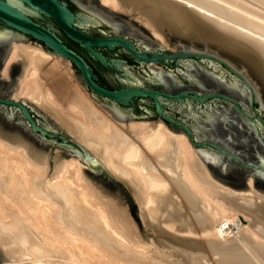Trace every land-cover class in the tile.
<instances>
[{"label":"bare ground","instance_id":"bare-ground-1","mask_svg":"<svg viewBox=\"0 0 264 264\" xmlns=\"http://www.w3.org/2000/svg\"><path fill=\"white\" fill-rule=\"evenodd\" d=\"M101 2L136 12L159 37L170 30L214 42L250 65L264 85V0ZM11 41L2 75L9 76L15 61L23 65L13 97L52 110L128 186L139 203L143 229L119 199L87 180L80 158L55 157L48 175L43 152L0 132L4 261L204 264L205 258V264H264V194L251 179L248 192L213 181L186 132L170 129L162 118L116 122L69 74L68 58L29 39ZM60 62L63 71L49 83L54 76L49 69ZM199 155L203 162L219 160L206 150Z\"/></svg>","mask_w":264,"mask_h":264},{"label":"water","instance_id":"water-1","mask_svg":"<svg viewBox=\"0 0 264 264\" xmlns=\"http://www.w3.org/2000/svg\"><path fill=\"white\" fill-rule=\"evenodd\" d=\"M102 5L0 0V69L10 39L42 42L76 66L93 94L125 104L151 97L165 122L181 126L193 143L210 144L253 168V182L264 187V105L249 82L221 58L171 50L140 23ZM0 120L38 144L93 159L25 100L0 96Z\"/></svg>","mask_w":264,"mask_h":264},{"label":"rangeland","instance_id":"rangeland-1","mask_svg":"<svg viewBox=\"0 0 264 264\" xmlns=\"http://www.w3.org/2000/svg\"><path fill=\"white\" fill-rule=\"evenodd\" d=\"M101 6L102 2L101 0H91ZM104 7V6H103ZM108 9H112L115 12H118L120 14L126 15L130 17L131 19L135 20L136 22L140 23L144 27H146L151 34L157 38L163 45H165L167 48L174 50V51H183V50H188V51H197V52H205L208 54L215 55L219 58H221L223 61L228 63L231 67H233L237 72H239L251 85L253 90L255 91L256 95L260 99V101L264 105V85L259 80V78L256 76L254 73V70L250 65H248L244 60H242L238 55L235 53H232L219 45L215 44L214 42H206L202 39H196V38H191L188 37L186 38L185 36L172 32L170 30H165L163 32V35H160L162 37H159L158 35L154 34L152 31V27L148 26L143 20H141L136 12L134 11H127V10H122L119 8H111L108 6ZM117 9V10H116ZM131 12V13H130ZM176 34V35H175ZM162 38V39H161ZM195 39V40H193ZM200 40V41H199ZM30 42H34L37 44H40L43 48V44L41 42H38L37 40L29 39ZM10 42L12 43L11 39ZM203 42V43H202ZM222 48V49H221ZM10 52V51H9ZM9 55V53H8ZM8 55L3 61V65L0 69V96H13L15 93V87L17 84L18 77L21 73L22 70V63L20 61H15L11 64L10 69H9V76L6 78L5 76L2 75V68L5 65V62L8 58ZM242 60V61H241ZM246 63V64H245ZM47 66V67H46ZM48 64H45V69L49 68ZM62 66H64L63 62H60L56 68L49 69L53 75L49 83L54 79L56 76H59L61 72L63 71ZM69 67L71 69L70 75L74 78V80L79 83L82 88L86 91V93L92 98L96 104L101 107L103 110H105L116 122L118 123H123V124H128L130 121H148V122H154L157 120H161L160 115L156 112L155 110V103L153 99L149 96H135L133 100L130 103H121L112 99L104 98L99 95H95L89 90L84 83V80L81 76L80 71L76 68V66L70 61L69 62ZM58 80V79H57ZM56 80V81H57ZM14 98V97H13ZM18 100L22 101L25 100L28 102L32 107H34L40 114H42L48 122L56 129L60 130L63 132L65 135H67L69 138L80 144L82 147H84L92 156L93 159L90 163H87L83 161L82 159L79 161L81 162V169L83 175H85L87 180L92 183L95 188H99L100 190H103L104 192L110 194L112 197L114 196V199H119L123 205L128 209L131 217L135 219L137 224L141 229H143V223L140 217V211H139V203L133 197L132 193H130L129 188L124 182L118 178H116L114 175V178L110 177L104 169H102V162L100 159H98L97 156L85 145L77 139L75 134L73 132H70L71 130L67 128V126L62 123L55 114H51L52 111L50 109H44L42 106L37 104L34 101H31L27 98H18ZM49 110V111H48ZM58 119H57V118ZM165 122V121H164ZM165 124L172 130L177 131V132H183L185 133L184 129L174 123L171 122H165ZM0 132L1 134H4L8 138H16L17 140H24L26 143L32 147H34L36 150L43 152L48 157V170L47 174L49 175L51 172H53V168L55 167L54 165V159H63V158H70V157H75L74 154L69 152L68 150L61 148V147H47L41 144H38L37 142L33 141L32 139L28 138L22 132L17 129V128H11L9 127L4 121L0 120ZM188 136V135H187ZM189 138V137H188ZM189 142L191 143V146L195 152H200V150H206L209 152H212L216 155H218L219 160L217 162H214L215 167L211 168L208 166V164L204 161L203 159L200 158L201 156L199 155V152L196 153V158L197 160L204 165V167L207 170V173L209 174L208 177H210L213 181L227 185L233 189L245 192H248V187L243 184V181H247V186H248V180L251 179L252 183L254 185L255 190L258 192H261L264 194V187L262 186L261 183L259 182H253V168L245 166L241 164L235 157L231 156V154H225L222 153L218 150V148L210 145V144H202V145H197L195 143H192L191 139H188ZM198 150V151H197ZM56 157V158H55ZM97 157V158H96ZM77 158V157H76ZM200 158V159H199ZM100 160V161H99ZM105 167V166H103ZM4 175L0 176L3 177ZM118 181H117V180ZM254 181H256L254 179ZM97 186V187H96ZM127 205V206H126ZM240 219L242 220V223H246V218L241 214ZM245 218V219H244ZM202 253V251H196ZM216 255V254H214ZM213 258H217L216 256H212ZM212 258V259H213ZM197 259H199L197 257ZM205 258H202V262H204ZM11 261L8 260H3L1 254H0V264H12L10 263ZM214 264L216 262L214 261Z\"/></svg>","mask_w":264,"mask_h":264},{"label":"trees","instance_id":"trees-1","mask_svg":"<svg viewBox=\"0 0 264 264\" xmlns=\"http://www.w3.org/2000/svg\"><path fill=\"white\" fill-rule=\"evenodd\" d=\"M42 43V42H41ZM43 44V43H42ZM43 46H44V44H43Z\"/></svg>","mask_w":264,"mask_h":264}]
</instances>
